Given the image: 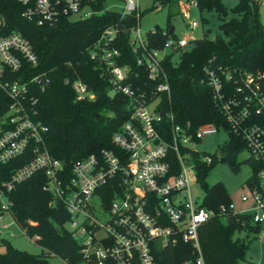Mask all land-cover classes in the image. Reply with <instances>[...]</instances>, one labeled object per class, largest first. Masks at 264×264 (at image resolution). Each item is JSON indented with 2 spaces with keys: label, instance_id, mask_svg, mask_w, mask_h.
Instances as JSON below:
<instances>
[{
  "label": "built area",
  "instance_id": "1",
  "mask_svg": "<svg viewBox=\"0 0 264 264\" xmlns=\"http://www.w3.org/2000/svg\"><path fill=\"white\" fill-rule=\"evenodd\" d=\"M16 1L22 6L21 16L36 25H52L61 18L82 20L99 13L81 0ZM119 1L120 17L133 15L136 20L127 30V43L131 52L138 54L135 65L145 80L133 82L131 79L137 76L130 77V65L118 62L117 35L122 29L115 24L104 27L87 47V54L106 76L109 94L126 97L127 115L110 137L114 150L101 149L73 160L67 168L44 148L42 134L46 127L34 119L35 98L29 87L35 85L42 90L49 81L47 74L34 73L24 82L7 79V69L16 71L21 59L34 65L36 56L20 33L0 37V89L10 99L0 126V165L30 154L8 178L0 180V232L12 235L8 228L15 225L24 234L10 214L8 193L15 184L40 172L45 178L41 188L51 196L49 204L59 202L63 206L68 214L64 226L76 240L81 256L91 264H104L105 260L114 264H157L154 255L178 243L189 245L195 254L180 264H204L197 232L214 214L242 217L243 223L256 228L251 234L264 242V72L204 67L216 107L255 162L243 183L246 193L239 195V208L230 200L213 212L201 206V199L196 201L190 195L187 169L193 164L188 151H197L192 145L219 129L211 123L195 128L188 122L174 123L171 112L161 103V96L169 95L162 60L170 52L184 50L201 35L167 37L161 47L147 48L145 33H153L154 27L142 33L137 0ZM190 7L196 8L190 0L179 3V15L192 31L198 22L189 18ZM63 83L69 84L75 99H93V93L79 78H63ZM163 120L169 122L167 130ZM169 152L175 156L176 173L170 172ZM212 155L219 158L218 153L205 154L203 160L210 162Z\"/></svg>",
  "mask_w": 264,
  "mask_h": 264
},
{
  "label": "trees",
  "instance_id": "2",
  "mask_svg": "<svg viewBox=\"0 0 264 264\" xmlns=\"http://www.w3.org/2000/svg\"><path fill=\"white\" fill-rule=\"evenodd\" d=\"M92 10L99 11L82 20L69 21L59 19L52 25H36L21 16L22 6L16 0H0V37L11 32L20 33L30 44L36 56L31 65L20 60V67L13 72H5L7 79L24 82L28 76L45 72L49 78L40 90L35 85L29 92L35 98L34 119L39 120L46 130L42 142L47 152L61 161L64 168L78 158L88 154H97L101 149L114 150L110 137L127 115L126 97L120 93L109 94L105 75L89 59L87 47L98 37L101 30L109 25H117L121 32L117 35V48L120 52L119 64L127 63L131 67L133 82H143V73L127 43V30L135 25L133 15L120 17L119 12L106 10L103 0H81ZM189 0H151V7L165 8V26H157L154 32L145 33L147 48L161 47L167 37L174 38L169 32V19L179 14V3ZM194 2L198 13H213L218 20L217 33L212 38L205 29L201 37L190 42L187 48L177 53L167 54L162 60L166 74L169 95L161 96L162 107L171 112L173 122L190 128L200 123H211L225 132V139L217 145L219 158L212 155L205 162L206 153L188 151L193 164L194 178L203 194L201 206L216 212L220 204H226L230 198L220 182L208 185L204 178L207 171L216 163L224 162L234 172L238 170L236 155L244 148L241 138L233 133L212 98L211 89L206 84L204 67L216 70L221 68L254 72H264V25L258 18L256 0H235L233 6L226 9L221 0H190ZM228 12L230 16L227 17ZM140 17V14H139ZM200 22L207 20L200 17ZM162 30L165 34L162 35ZM79 78L93 93L91 100H77L69 84L63 78ZM10 99L0 89V126L3 114ZM23 102H27L26 96ZM163 127L169 122L163 120ZM30 156L29 152L0 165V180L6 179L17 165ZM172 173L179 169L175 156L168 153ZM244 162L254 170L255 162L249 157ZM45 182L40 172L31 174L25 180L15 184L8 193L10 214L15 223L24 230L28 238L40 248L37 254L13 247L9 241L0 237V264H47L50 255L61 258L66 264H77L86 260L78 250L76 240L64 227L68 214L59 202L50 205L51 196L42 190ZM242 217L225 213L214 214L198 228V241L204 264H238L243 259L249 239L247 235L256 228L242 222ZM243 236H237L242 231ZM187 244L178 243L165 247L155 254L157 264H180L194 257ZM87 261V260H86ZM91 264L89 261H87ZM104 264H114L105 260Z\"/></svg>",
  "mask_w": 264,
  "mask_h": 264
},
{
  "label": "rangeland",
  "instance_id": "3",
  "mask_svg": "<svg viewBox=\"0 0 264 264\" xmlns=\"http://www.w3.org/2000/svg\"><path fill=\"white\" fill-rule=\"evenodd\" d=\"M258 7V18L261 24L264 25V0H256ZM226 9H229L235 3V0H221ZM138 11L140 17L138 19V25L141 32L147 31L154 25L164 27L165 26V8L161 6L151 7V0H137ZM121 2L119 0H103V7L106 10H121ZM189 18L197 20V26L189 31L185 27V20L177 13L169 19L170 25L173 27L174 35H187L192 33L195 36H200L205 29H208L207 36L212 38L217 33V23L215 15L210 12L198 13L196 8H189ZM230 16L228 12L227 17ZM200 17L205 18L207 22L201 23ZM173 60H177V54H173ZM226 137L223 130L219 129L216 133L206 135L200 141L192 145L194 150L203 152L206 154H217V145L220 144ZM249 157V153L246 149H242L236 155V162L238 163V170L232 171L230 167L224 162H216L206 173L205 182L211 185L215 182H220L224 190L228 194L230 200L233 201L236 209L239 208V195L246 193L244 187V181L250 175V167L244 162ZM188 166V164L186 165ZM188 187L192 199L199 201L202 197V190L199 184L195 181L194 170L191 167L187 169ZM7 221V220H5ZM66 229L67 225L64 226ZM12 235L6 234L5 231L0 232V236L17 248L29 253L37 254L40 251L38 245L32 238L26 237L21 234L15 225H10L8 228ZM237 236H243V233L237 234ZM249 239L247 247L244 252L243 259L238 261V264H264V242L257 239V235L249 233L247 235ZM47 264H66L61 258L50 255L47 258ZM77 264H89L86 260H81Z\"/></svg>",
  "mask_w": 264,
  "mask_h": 264
},
{
  "label": "water",
  "instance_id": "4",
  "mask_svg": "<svg viewBox=\"0 0 264 264\" xmlns=\"http://www.w3.org/2000/svg\"><path fill=\"white\" fill-rule=\"evenodd\" d=\"M153 27L156 28L157 25H154ZM168 31H169V32L172 31V27H171V26L169 27V30H168ZM160 114H161V117H163V111H161ZM186 158H188V156H186Z\"/></svg>",
  "mask_w": 264,
  "mask_h": 264
},
{
  "label": "crops",
  "instance_id": "5",
  "mask_svg": "<svg viewBox=\"0 0 264 264\" xmlns=\"http://www.w3.org/2000/svg\"><path fill=\"white\" fill-rule=\"evenodd\" d=\"M172 27V26H171ZM173 28V27H172Z\"/></svg>",
  "mask_w": 264,
  "mask_h": 264
}]
</instances>
